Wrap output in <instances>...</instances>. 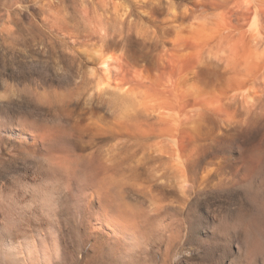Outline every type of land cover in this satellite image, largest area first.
I'll return each mask as SVG.
<instances>
[{"label": "bare ground", "instance_id": "bare-ground-1", "mask_svg": "<svg viewBox=\"0 0 264 264\" xmlns=\"http://www.w3.org/2000/svg\"><path fill=\"white\" fill-rule=\"evenodd\" d=\"M61 1L37 3L53 10L42 20L69 41L78 66L79 90L64 103L91 109L111 138L81 139L62 123L18 128L15 150L45 147L47 164L64 175L75 221L65 227L62 208L49 204L50 221L0 240V263L122 264L153 249L167 263L185 244L194 264L206 235L192 196L220 171L209 160L224 166L235 153L234 172L257 169V147L240 137L264 127V0H81L76 26ZM54 187L39 195L61 197ZM246 216L218 237L223 251L234 245L224 264H264V206Z\"/></svg>", "mask_w": 264, "mask_h": 264}, {"label": "rangeland", "instance_id": "rangeland-1", "mask_svg": "<svg viewBox=\"0 0 264 264\" xmlns=\"http://www.w3.org/2000/svg\"><path fill=\"white\" fill-rule=\"evenodd\" d=\"M79 1L81 2V0H62L60 3L61 9L64 8L68 12L72 26L80 24L81 21V15L78 10ZM42 7L39 2L37 3V0H0L1 242L9 239L10 232L13 229H20L19 227L21 229L18 230L20 235L18 237L21 238L24 234L23 227L29 222H36L38 218L50 221L49 219L51 218L48 215V211H50L52 205L53 207L62 208V214L60 213L61 217H59L61 222H64L63 225L65 227L67 226L68 228L69 226L70 228L75 221V216L71 215L72 211L65 195L61 193L64 187L60 184H65V177L63 174L55 173L54 168L49 163L47 164L46 159L43 158L44 152H46L44 150L45 147H40L29 154L25 153V151L23 152V150H15L14 147V145L16 146L15 141L19 138L17 134L19 129H26V127H31V125L35 128L38 127V129L39 127L43 128L46 124L49 126L60 125L62 121L58 116H49L40 109L45 105L51 104L53 100L57 101V103H64L65 100L69 99L67 94L70 93L71 96L75 90H79L78 84L81 81L80 76H78V66L72 60V50L69 47V41H62L54 35L48 30L43 21L48 14L53 13V10L46 8V6ZM58 92H64L63 94L66 95L64 96L61 93L62 97ZM59 96L62 100H60ZM262 127L260 126V129L257 127L250 128L251 130L247 129L244 134L242 133L244 136L241 135L242 138L240 137V140L243 143L245 142L246 145L257 147V169L252 174L253 177H246L242 172H234V170L237 171V164L234 160L235 153L233 157L227 159L224 166L218 164L220 159L209 160V164H211L209 167L212 168L214 163L216 166L213 168H220V171L217 173L216 169H214L215 171L213 170L212 172V175H215L216 183L214 181L212 184H208L202 194L192 196V204H194L192 205V210L197 208L202 215V234L206 235V243H204L206 247L202 245L203 248L201 246V249L199 243H195L193 246L197 247L193 251L195 258H193L192 262L194 264H224L225 260L233 258L231 248L234 245L230 243L232 244L229 246L230 250L223 251L221 244L217 241L218 237L225 231L231 232L227 225L228 223L233 224L235 217L245 214V216L247 215L246 219L247 217L252 219L256 216L258 208L264 206V127ZM231 160L234 161L230 163L229 161ZM226 163H230V165ZM54 174L57 175L55 176ZM58 184L60 186H58L59 189L57 187ZM54 186L58 191L57 196H61L57 197L58 199L51 200L47 195L46 197L39 195L41 191L50 190ZM61 188L63 189L61 190ZM26 190L29 193H26ZM44 198L46 199L45 201L43 200L44 203L42 204L40 200L42 201ZM56 199L60 200L57 201ZM46 201L48 202L47 204ZM41 204L45 205V207H42ZM46 205L49 206H47L49 210H47L48 208L46 209ZM3 237H6L5 240L2 239ZM24 241L25 238L20 239L22 244H24ZM182 246L180 250L183 252L179 251L178 255L174 257L172 253V258L168 260L169 264L191 263L186 257V254H190V252L186 251L185 244L184 247ZM197 250L200 251L198 252ZM200 252H204L203 256ZM198 254L201 255L199 256ZM136 257L134 256L132 259L129 256L119 258V263L122 261V264H131L132 262L129 263L131 259V261L134 260L133 264H141V262L144 264H168L162 253L156 249L151 250L150 253L142 254L140 258L137 257L135 260ZM124 259L129 261L124 262Z\"/></svg>", "mask_w": 264, "mask_h": 264}, {"label": "clouds", "instance_id": "clouds-1", "mask_svg": "<svg viewBox=\"0 0 264 264\" xmlns=\"http://www.w3.org/2000/svg\"><path fill=\"white\" fill-rule=\"evenodd\" d=\"M100 107L103 108L102 105ZM40 110L46 112L49 116H58L65 129L71 130L81 139L96 136L111 138L109 133L103 129L99 119L93 117L92 110L74 101L71 103H57L53 100L51 104L43 106ZM103 114V111H101V115ZM89 150H95V146H89Z\"/></svg>", "mask_w": 264, "mask_h": 264}]
</instances>
